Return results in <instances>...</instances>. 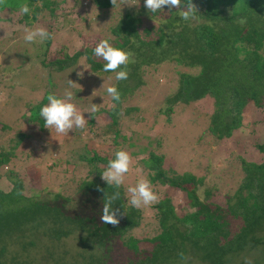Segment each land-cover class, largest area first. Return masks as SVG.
I'll return each mask as SVG.
<instances>
[{
  "label": "rangeland",
  "instance_id": "rangeland-1",
  "mask_svg": "<svg viewBox=\"0 0 264 264\" xmlns=\"http://www.w3.org/2000/svg\"><path fill=\"white\" fill-rule=\"evenodd\" d=\"M53 1L56 12L52 15L42 11L38 22L30 26L21 23L20 13L0 10V153L11 155L9 162L0 166V190L9 192L13 188L11 178L21 182L25 196L55 202L60 194L70 200L67 209L76 211L86 199L78 188L94 177L90 172L93 167L87 159L95 152L113 158L116 151L125 150L131 156V165L121 188L128 203L131 194L127 189L141 179L149 181L150 172L144 161L151 154L163 157V167L170 175L190 173L201 179L197 190H202L200 201L222 206L223 210L229 203L236 202L234 195L244 178L240 160L261 162L263 159L256 149L257 144L264 143L263 111L252 104L248 106L243 126L218 142L207 133L214 111L213 100L205 98L192 104H175L170 120L163 114L169 106L167 98L176 91L180 72L194 73L190 68L175 62L159 67L142 66L137 71L142 83L135 87L137 79L129 73L138 64V53L128 51L132 54L129 63L117 70L128 72L126 80L117 81L115 72L91 73L85 58L63 72L52 71L50 74L53 67L42 62L47 59V63L50 59L46 56L47 44L48 49L54 47L70 56L85 45L94 46L100 40L106 39L111 44V29L137 8L129 0H117L115 6L105 11H100L94 0ZM166 8L159 11L164 12L159 17H167ZM143 21V27L153 23L146 18ZM190 22L200 23L196 19ZM38 27L45 28L51 38L43 42L39 38L32 43L26 42L24 28L34 30ZM68 80L77 83L76 86L69 88ZM108 86L118 90L135 87L121 100L119 111L106 92ZM48 90L58 97L70 90L74 94L71 102L81 112H87L92 103L97 104L99 111L93 118L90 113H84L88 120L85 127L75 129L68 136L51 133L44 128V123L34 119L32 113L33 107L41 105L39 103ZM111 115L117 120L115 126H112ZM151 187L158 202L138 208L141 211L139 226L125 236L141 239L140 249L147 251H151L153 245L144 239H152L158 233V212L154 206L171 197L178 213L182 214L188 202L181 190H172L159 182ZM224 215L231 232H236L240 220L227 212ZM82 236L83 233L76 232L60 242L40 236L35 248L11 245L7 258L18 254L27 264L79 263L82 260L79 255L98 252L90 241L83 243ZM111 246L107 264H136L144 256L127 251L121 242ZM262 254L261 249L242 253L235 263L247 264L250 260L252 264L260 260ZM191 258L178 259L175 264H201L200 260Z\"/></svg>",
  "mask_w": 264,
  "mask_h": 264
},
{
  "label": "trees",
  "instance_id": "trees-1",
  "mask_svg": "<svg viewBox=\"0 0 264 264\" xmlns=\"http://www.w3.org/2000/svg\"><path fill=\"white\" fill-rule=\"evenodd\" d=\"M129 1L137 7L136 10L129 12L111 29L110 34L113 37L112 46L138 53V64L129 73L130 77L137 79L135 87L142 83L141 75L137 73L142 66L159 67L175 62L195 71L192 74L180 72L176 91L167 98L169 106L163 112L168 120L175 104H192L209 98L214 102V111L207 133L220 142L243 126L244 114L251 104L264 113V0H192L198 10L195 15L200 23L197 24L183 21L179 9L169 11L166 8L168 14L165 19L159 17L164 12H148L144 0ZM25 4L31 10L29 14L20 12V7ZM94 5L100 11L113 6L109 0H94ZM0 10L20 13L21 23L30 26L38 22L44 10L53 15L56 3L53 0H6ZM144 18L153 23L143 27ZM240 20L245 21L243 25ZM95 46L85 45L70 56L54 47L48 49L47 44L46 56L50 59L47 63V59L42 62L53 67L54 70H49L51 74L52 71L63 72L85 58L91 73H109L103 70L105 62L94 55ZM135 87L119 89L121 100ZM49 94L48 90L39 103L41 105L33 107V117L40 123L44 121L39 116V110ZM114 102L119 111L122 102ZM116 123L113 117L112 126ZM256 149L263 159L261 162L240 160L244 178L234 195L236 202L229 203L226 210L222 206L200 201L197 190L201 179L190 173L170 175L163 167V157L151 154L145 159L151 184L159 182L172 190H181L188 199L182 214L178 213L171 197L154 206L158 212V233L152 239H144L153 245L151 251L140 249L141 239L132 235L125 238L139 226L140 209L129 205L121 187L116 189L100 180L112 158L95 152L87 159L93 167L90 172L94 173V177L85 180L78 188L86 199L76 211L67 209L70 200L60 194L55 202L27 197L23 194L21 182L10 178L13 188L9 192L0 190V264H27L20 260L18 254L7 258L11 245L18 244L23 249L35 248L40 236L60 242L76 232L83 233L81 241H90L98 252L79 255L81 262L73 264H107L111 245L117 242L123 243L129 252L143 253L138 264H175L178 259L187 256L200 260L201 264H236L242 253L260 249L263 252L261 259L252 264H262L264 143L257 144ZM10 156L9 153H0V166L9 162ZM97 186L104 188L109 196L119 192L114 207L124 215L119 217L117 227L100 220L104 192L97 191ZM224 212L240 220L236 232H231Z\"/></svg>",
  "mask_w": 264,
  "mask_h": 264
},
{
  "label": "clouds",
  "instance_id": "clouds-1",
  "mask_svg": "<svg viewBox=\"0 0 264 264\" xmlns=\"http://www.w3.org/2000/svg\"><path fill=\"white\" fill-rule=\"evenodd\" d=\"M6 0H0V6L4 5ZM117 0H111L113 6L116 5ZM145 7L148 12L157 13L164 9L166 6L169 11L172 9H179L180 18L185 21L196 19L198 12L196 5L192 0H144ZM30 8L25 4L20 7L21 14H29ZM244 20H240L241 25ZM24 40L28 43L35 42L39 38L43 42L51 38V34L43 27L33 29L24 28ZM94 55L102 58L105 63L103 70L105 72H115V79L117 81L126 80L128 72L126 70H119L121 66H127L130 61L131 53L126 52L120 48L112 46L108 40H100L93 49ZM80 75V73H77ZM81 76V75H80ZM82 77V76H81ZM77 83L68 80L69 88L75 87ZM103 87V85H102ZM107 94L113 101H121V93L115 86H108L106 88ZM73 92L65 90L62 97L56 94H49L47 96L48 103L42 106L39 110V116L44 121V128L54 131L59 136H68L70 132L75 129H83L87 123L84 113H90L91 118L99 111L97 104L92 103L87 112H81L74 103ZM115 107V105H113ZM131 156L125 150H118L115 152L114 158L108 161L107 167L101 174V178L107 183L108 186H113L119 189L124 184V177L130 170ZM97 191L104 192L103 206L100 215L102 223L117 227L120 223L119 217L124 215L120 212L119 208L114 207V202L119 199V192L116 191L112 195H108L104 188L97 186ZM131 194L129 203L136 208L142 205H151L158 202L157 195L153 192L150 181L141 179L138 183L127 189ZM197 196L203 199L202 190L197 191ZM247 264H251L249 260Z\"/></svg>",
  "mask_w": 264,
  "mask_h": 264
}]
</instances>
